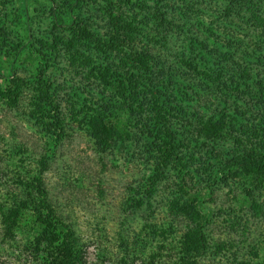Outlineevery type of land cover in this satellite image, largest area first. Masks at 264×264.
I'll return each mask as SVG.
<instances>
[{
	"label": "rangeland",
	"instance_id": "rangeland-1",
	"mask_svg": "<svg viewBox=\"0 0 264 264\" xmlns=\"http://www.w3.org/2000/svg\"><path fill=\"white\" fill-rule=\"evenodd\" d=\"M71 1L0 0V208L23 205L11 228L4 224L0 213V264L53 263L57 251L40 239L36 208H41L43 214L57 223L61 234L72 230L84 250L83 264H177L185 226L172 218L169 198H179L182 193L200 203L199 217L209 249L199 264H264V216L260 218L250 211V197L246 194L249 182L241 175L218 181L221 165L203 153L205 144L200 150L197 147L199 114L210 107L218 111L222 105L212 98L213 90L206 96L200 95L194 80L206 76L202 70L211 71L214 65L211 60L197 59L196 69L188 66L183 69L180 58L173 57L184 38L188 42L190 32L197 37L194 49L202 40L210 48L223 49L227 30L218 6L225 0L200 5L195 4L197 0H187V6L191 7L186 9L193 11L192 21L186 19L184 25L187 31L181 30L184 14L175 7L182 4L180 0H132L131 3L86 0L80 7L81 19L72 15ZM160 5L171 9L168 14L173 15L176 26L158 25L154 20L156 16L152 13ZM111 12L123 31L135 29L144 34L142 42L150 44L159 54L160 65L176 66L173 69L176 82L172 81L167 89L176 83L178 86L173 90L175 94L173 91L165 94L168 102L165 116L173 130L182 132L186 138L179 140L181 144L176 149L181 158L179 165L172 161L165 169L162 187L155 191L150 202L148 195L141 197V190L146 189L144 181L152 172L153 158L148 159L147 153L143 155L140 146L130 141L125 145L117 142L111 147H101L85 124L84 110L76 111L84 103L100 104L101 86L107 84L96 78L99 70L111 75L105 91L115 90L116 78L120 76L116 69L124 67L121 60L125 56L124 46L116 44L110 49L103 45L99 51L90 44L86 55L89 66L72 63L63 54L72 27L96 34L99 45L108 42L115 30ZM146 12L148 17L144 15ZM209 25L213 31H209ZM213 32L218 34L222 46L217 44ZM162 34L170 39L171 51L166 50L169 56L163 55L161 46L155 47ZM81 42L84 43L82 39ZM53 43L58 47L49 53ZM194 49L189 48L187 55L192 57ZM57 51L62 53L59 55ZM40 61L47 64L55 100L57 96L60 103L64 132L57 143L45 132L46 111L36 84V66ZM169 70L165 68L163 72L165 80L169 78ZM226 99L235 109L225 112L229 120L241 115L243 108L245 111L249 108L241 107L229 97ZM210 113H205L202 120ZM115 120L119 134L124 136V129L132 125L130 117L119 116ZM256 122L258 118L253 124L243 123L240 130L236 122V132L263 134ZM228 132L234 133L232 129ZM207 157L211 160L205 164L208 168H202L200 164L207 162ZM34 178L32 183L40 178L43 187H26ZM211 178L214 180L210 185L207 179ZM256 195L264 202V190ZM140 198L143 199L138 203Z\"/></svg>",
	"mask_w": 264,
	"mask_h": 264
},
{
	"label": "trees",
	"instance_id": "trees-1",
	"mask_svg": "<svg viewBox=\"0 0 264 264\" xmlns=\"http://www.w3.org/2000/svg\"><path fill=\"white\" fill-rule=\"evenodd\" d=\"M125 1L132 2V0ZM160 1L169 2V0ZM180 1L182 4L177 3L175 7L184 14V23L181 30L187 31L184 25L187 20L192 21L190 12L193 11L186 9V7H191L190 5L187 6V0ZM211 1L197 0L195 4L200 5L201 2L211 3ZM83 2L86 3V0H72L70 3L74 6L71 10L72 15L80 19L83 15V10L80 9ZM262 2V0H225L222 6L221 4L218 6V8L220 7L218 10L220 18L226 27L224 29L227 30L226 45H223V49L210 48L202 42L203 40L200 42L199 47L194 49L197 37L192 36L190 32L188 42L184 38L179 49L174 51L175 56H173L174 58H180L178 61L181 62L182 68L188 66L196 69L195 63L198 62H195V60L197 59L212 61L214 65L212 70H202L206 76H200L197 80H194V85L202 93L200 94L202 96H206V93L213 90L214 97L212 98L214 100L218 99V103L222 107L218 111L210 107L199 114L201 119L197 122V125L200 124L199 127L197 126L196 140L199 141L197 147L200 150V146L203 148V144H205L206 148L203 149V153L205 155L209 154V158L221 165L218 181H227L231 177L241 175L247 183L249 182L250 187L246 188V194L250 197V211L260 218L264 216V202L263 200L259 201L256 194L264 190V133L261 135H253L250 131L247 134L240 131L237 133L235 123L237 122L240 130L243 123L253 124L255 119L258 118V123H256L260 126V130L264 131V5H261ZM169 11H171L170 8L160 5L152 13L156 16L154 20L157 21L158 25H177L173 15L168 14ZM109 15L113 22L117 19L112 12ZM132 15L135 17V12ZM144 15L148 17L147 12ZM101 17L103 18V15ZM114 25V36L108 42L105 41L103 44L101 42L100 45L97 42L96 34L92 35L86 30L72 27L70 38L65 41L66 53L63 54L68 55L72 63L77 61V65L89 66L88 56L86 55L91 49L89 48L90 44H94L93 49L97 48L99 51L103 49V45L110 49H114L116 44L124 46L125 56L121 58L124 67L116 69L120 76L116 78L115 90L110 91V93L105 91L107 89L105 87L111 79L108 77H111V75L109 73L104 75L103 71L97 69L99 72L96 73V78L107 84L101 86L100 104L87 106L84 103L76 111L82 112L84 110L86 115L84 118L85 124L88 126L95 142L101 147H111L112 144H117V142H120L119 145H125L130 141L131 144L140 146V151L143 152V155L147 153L148 159L153 158L151 160L153 161L152 172L144 181L147 184L146 189L145 191L141 190V197H143V194L148 195L146 197L150 202L155 191L162 187L161 181L165 179V169L170 167L172 161L179 165L181 158L178 157L176 149L181 144L179 140L186 138L182 132L177 133L173 130L170 119L165 116V109L168 107L165 94L167 91L172 92L177 89L178 86V83H176L173 87L167 89L172 81L176 82L177 78L173 70L176 66L171 64L160 65L159 54L152 50L150 44L142 42L144 34L140 30L129 29L125 32L121 24L118 26L114 22ZM208 29L213 31V27H210V25ZM213 34L218 39L216 40L217 44L222 46L218 34H215V32ZM187 35L189 34L187 33ZM81 39L84 43L81 42ZM158 39V42L155 41L158 46L154 43L155 47L159 49L158 47L161 46L164 51L163 55L169 56V51L168 53L166 51L169 49L171 51L168 35L162 34ZM96 45H99V47ZM52 46L49 53L50 50L58 47L55 43ZM189 48L194 49L193 58L187 55V52H190ZM61 49L59 48L60 51ZM60 51H57L59 55L62 53ZM104 51L106 53L108 50ZM102 54H104L103 51L100 55L102 56ZM190 58L193 59V62ZM215 58L217 61L213 60ZM200 60L199 62H201ZM222 65L223 68L220 67ZM165 68L170 69L169 78L166 80L163 74ZM36 69V84L40 93L41 105L45 106L47 117H45L44 122L45 132L48 134V138L57 143L64 132L58 109L60 103L57 101V96L55 100V91L52 90V81L47 73V64L40 61ZM104 69H108V67L105 66ZM173 94H175L174 91ZM226 97L231 98L233 102H238L241 107L243 105V107L249 108L246 111L243 108L239 112L241 115L229 120L225 112H229L231 109L235 112V109L228 105ZM201 104L205 106V103L201 102ZM209 111L211 113L203 121L202 117ZM119 116H128L132 121L130 129H124V136L120 135L117 130L118 122L115 119ZM228 129H232L234 133L230 135ZM43 130L44 128L41 129V131ZM189 139L191 140L192 137ZM208 157L207 162L202 161V164H200L203 165L202 168H208L205 165L211 161ZM186 174L187 172L184 175ZM34 180L35 178L31 179L26 187H31V185L43 187V181L40 178H37L35 184L32 183ZM213 180L212 178L207 179V182L211 185ZM142 199L140 198L137 202L141 203ZM43 201L41 199V202ZM198 201L197 199L192 200L185 197L184 193L179 198H169V209L172 211V218L185 226L180 236L177 264H199L200 258L209 249L204 227L199 217L201 216V208ZM22 206L0 208L2 221L8 225V228L16 224ZM40 209H35L37 211L36 220L40 225L38 231L40 239L46 241L52 248L55 247L57 251L52 264H83L85 259L84 250L78 243L77 236L72 233V230L61 234L57 228V223L53 222L47 214H43ZM171 223L173 224L172 220Z\"/></svg>",
	"mask_w": 264,
	"mask_h": 264
}]
</instances>
